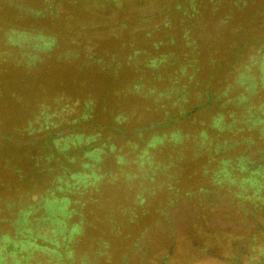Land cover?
I'll list each match as a JSON object with an SVG mask.
<instances>
[{"label":"trees","instance_id":"trees-1","mask_svg":"<svg viewBox=\"0 0 264 264\" xmlns=\"http://www.w3.org/2000/svg\"><path fill=\"white\" fill-rule=\"evenodd\" d=\"M110 1L123 3L0 0V44L5 47L0 67L12 51L20 49L14 65L39 74L48 60L53 69L75 67L80 74L116 80L126 64V72L133 75L127 87L117 92L113 105L117 110L110 117L100 119L101 112L94 110L90 99L82 110H76V99L61 95L52 100L51 112L40 111V107L28 126L18 130L19 137H28L33 152L25 158V167L16 169V197H0V224L6 227L0 234V264H33L30 259L36 257L41 258L37 264H94L88 256L77 253V236L83 233V210L91 204H103L100 196L104 185L110 183H118L119 190L135 195L128 207L118 209L112 202L102 212L104 218L112 222L110 216L118 209L125 221L135 223L140 216L156 212L160 214L156 226L167 223L155 250L135 243L141 250L140 264H176L172 258L180 244L178 237H185L191 258L202 262L264 264V223L259 219L264 212V49L251 55L249 62H241L242 49L264 43V39L238 43L236 36L228 54L213 57L200 46L204 40L190 37L191 29L185 30L181 45L173 35L151 40L152 31H145L143 36L149 42L142 48L153 52L144 57L146 50L138 49L131 37L117 42L105 55L95 44L90 49L84 47L85 61L79 66L74 62L78 51L66 57L49 54L59 48V36L50 29L45 33L38 26L40 20L52 21L60 29L74 26L82 34L79 16L87 14L92 3ZM194 1L186 0L189 5L183 19L199 27L202 17L197 15L200 9ZM170 23L168 18L157 30ZM26 49L36 52L33 55ZM39 50L45 54L40 55ZM233 57V76L224 87L212 91L217 74ZM258 62L262 67L259 89L251 73ZM52 73V82L58 84L69 78L55 76L56 70ZM258 94L260 100L255 101ZM133 101L142 105L143 111L129 109ZM208 110L212 112L209 117L198 118ZM257 127V135L248 134ZM1 136L11 140L10 134ZM107 162L114 168L104 170ZM157 199L161 208L154 211L151 203ZM186 202L190 206L184 214L187 218L180 224L173 222L174 212L183 209ZM138 205H144L141 215L135 211ZM74 217L80 220L72 222ZM123 226L122 222L114 226L118 236ZM151 227L146 228L147 233ZM152 238L153 234L148 237ZM108 246L105 242L104 248Z\"/></svg>","mask_w":264,"mask_h":264},{"label":"rangeland","instance_id":"rangeland-1","mask_svg":"<svg viewBox=\"0 0 264 264\" xmlns=\"http://www.w3.org/2000/svg\"><path fill=\"white\" fill-rule=\"evenodd\" d=\"M215 1H194L195 6L200 9L197 15L202 17L199 27L189 25L183 19L186 16L183 11L189 5L190 0L189 2L186 0H123V3L117 5L111 1L109 3H92L87 7V14L79 16L81 22H78V25L84 28L82 34L68 22L70 30L55 28L52 21L49 23L40 20L38 26L43 27L45 33H49L50 29L51 32L53 31L59 36V48L49 54L66 57V55H72L78 51L80 55L74 61L78 63V66L85 61V51L82 49L84 47L90 49L94 44L99 53L105 55L116 47L117 42L126 41L127 37H131L136 42L138 49H144L142 48L143 44L149 42L148 38L143 36L145 31H152L151 40H161L166 35H173L176 42L181 45L185 30L191 29L190 37L198 41L204 40V42H200V46L203 47L207 55L213 57H223L228 54L231 51V46L235 44L236 36H238V43L255 37L264 39V0H218L219 4ZM200 2L206 6L203 4L200 6ZM146 15L149 16L148 19L142 20L141 18ZM168 18L171 20L170 26L157 30L159 25ZM72 40H76L81 45L75 46ZM4 48L0 44V54L5 51ZM259 49H264V43L257 42L254 46L244 47L241 62H249L250 56L255 55ZM144 50H146V54H142L143 57L153 52L150 48ZM19 51L21 50L12 51L13 55H8L5 65L0 67V197L2 198H6V196L15 198L18 194L16 169L24 168L25 158L30 152H33L30 142H27L28 137H19L18 130L23 126H28L29 120L34 119L40 107V111L45 109V111L51 112V106H54L52 100L65 95L66 99H76V110H82L85 107L84 102L90 99L94 103V110L101 112L100 119H105L112 113H116L117 107L114 109L113 105L117 103V92L127 87L133 78V75L126 72L128 70L126 64L120 68L123 74L116 80L88 72L80 74L81 72L76 71L75 67L62 69L58 66L53 69L49 67L50 64H47L48 60L42 64L39 74L32 70H26L24 67L20 68L21 65H14L15 58L20 57ZM25 51L33 55L36 52L35 49H26ZM39 54L44 55L45 53L39 50ZM235 60L236 58L233 57L226 62L217 74V78L211 85L212 91L224 87L231 79L233 70H230V67ZM261 68V63L258 62L251 70L252 75L259 83L258 89L262 76ZM52 70H56L55 76L68 75L69 78L60 80L59 84L52 82ZM78 77L83 78L79 81ZM74 78L77 80L75 81ZM261 93L264 94V90ZM259 100L258 94L255 101ZM124 106L127 107L126 104ZM128 108L137 111V113L143 111V106L135 101L131 103V107L128 105ZM211 113V110L205 111L198 118L206 119ZM259 130L260 127H257L248 134L257 135ZM24 133L26 134V132ZM3 134H10L11 140L3 139L1 136ZM16 138H20L21 141L15 142ZM19 143L23 145L21 146ZM260 146L263 147V145ZM103 167L104 170L114 168L111 162L103 164ZM116 190L118 191L115 192ZM102 193L100 198L103 199V204L99 203V206L91 204L83 210V233L77 236L79 240L76 246L77 253L80 254V257L88 256V259L94 264H140L141 250L138 247L135 248V243L137 241L140 244L144 243L145 246H150L149 249L155 250L154 248L160 243L157 240L162 238L167 223L162 222L156 226V219L160 215L156 212L148 217L140 216L141 220L135 223L128 222V219L125 221L126 218H123L122 212L118 209L121 206L133 205L135 193H131L129 190L125 192L119 190L118 183L105 184ZM162 193L161 199L165 201V192ZM125 195L133 197L126 200ZM112 202L117 205L118 209L110 216V219L112 218V222H110L102 215L106 212V207L110 208ZM151 204L154 211L156 207L161 208L160 199ZM143 206L138 205L136 213L141 215ZM189 207L186 202L183 209H177L174 212L173 222L180 224L182 219H186L187 215L184 214H188ZM179 218L181 219L179 220ZM259 219L264 223V212L260 214ZM79 220V217H74L72 222ZM117 222H122L123 228H125L119 236L116 233L118 230L114 228ZM148 226L151 228L147 233ZM5 228L0 224V234L6 232ZM151 234H153V238L149 240L148 237ZM184 238H177L180 244H177L172 261H176V264H217L211 263L209 259L206 260L208 262H202L199 259L191 258L192 250H188ZM105 242L109 246L104 248ZM99 251L104 253L99 255L97 254ZM40 260L41 258L36 257L30 259V262L37 264Z\"/></svg>","mask_w":264,"mask_h":264}]
</instances>
